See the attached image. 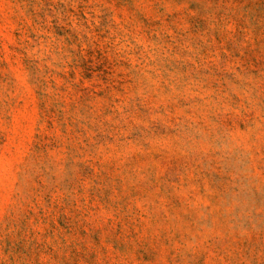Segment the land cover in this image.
Segmentation results:
<instances>
[{
	"label": "rangeland",
	"instance_id": "1",
	"mask_svg": "<svg viewBox=\"0 0 264 264\" xmlns=\"http://www.w3.org/2000/svg\"><path fill=\"white\" fill-rule=\"evenodd\" d=\"M0 264H264V0H0Z\"/></svg>",
	"mask_w": 264,
	"mask_h": 264
}]
</instances>
